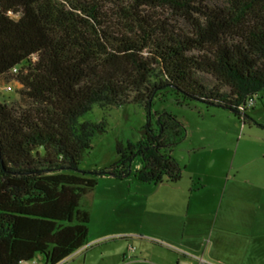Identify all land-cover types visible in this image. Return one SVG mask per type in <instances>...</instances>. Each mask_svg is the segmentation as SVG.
<instances>
[{"label":"trees","instance_id":"trees-1","mask_svg":"<svg viewBox=\"0 0 264 264\" xmlns=\"http://www.w3.org/2000/svg\"><path fill=\"white\" fill-rule=\"evenodd\" d=\"M0 78L24 101H0V264H61L88 242L81 202L100 176L127 178L140 156L138 181L182 179L173 153L186 128L152 114L157 98L246 115L264 91V0H0ZM127 103L147 111L142 139L119 143L96 176L80 172L106 131L80 118Z\"/></svg>","mask_w":264,"mask_h":264},{"label":"crops","instance_id":"crops-1","mask_svg":"<svg viewBox=\"0 0 264 264\" xmlns=\"http://www.w3.org/2000/svg\"><path fill=\"white\" fill-rule=\"evenodd\" d=\"M241 167L217 195L111 179L124 192L102 193L88 242L61 264H264V174Z\"/></svg>","mask_w":264,"mask_h":264},{"label":"rangeland","instance_id":"rangeland-1","mask_svg":"<svg viewBox=\"0 0 264 264\" xmlns=\"http://www.w3.org/2000/svg\"><path fill=\"white\" fill-rule=\"evenodd\" d=\"M172 22L184 25L181 20ZM7 84H12L14 89L6 91L4 88ZM19 89L20 84L15 79L0 78V101L24 106ZM175 99V95L169 94L164 100L157 98L152 106V114L164 110L172 112L186 128L185 138L173 153L183 167L182 179L175 188L204 187L203 192L217 195L222 194L228 179L237 176L241 166L255 170V174L262 168L264 174V91L258 95L255 106L249 107L246 115L240 117L230 109L195 100L189 101V105H180ZM80 121L105 122L106 125L105 132L93 137L92 148L80 162V172L91 176H96L95 170H101L117 161L119 143H137L142 139L144 126L150 124L145 107L137 103L106 107L95 104ZM152 126H157L155 117ZM141 166L142 160L138 156L132 163L131 175L126 179V189L146 186L155 188L154 184L136 179L135 172ZM242 167L240 176L243 175ZM111 179L118 178L100 176L99 185L82 199L81 207L91 214L89 227L95 222L93 215L98 217L102 193L114 192L115 189L124 192L122 188L109 186L114 182ZM37 259H42V256Z\"/></svg>","mask_w":264,"mask_h":264},{"label":"built area","instance_id":"built-area-1","mask_svg":"<svg viewBox=\"0 0 264 264\" xmlns=\"http://www.w3.org/2000/svg\"><path fill=\"white\" fill-rule=\"evenodd\" d=\"M4 89L6 91H11L14 89V87L12 84H7ZM256 101H257V96L249 98V100L247 101V107L254 106L256 104ZM22 264H37V259L35 258V259H32L28 262H24Z\"/></svg>","mask_w":264,"mask_h":264}]
</instances>
